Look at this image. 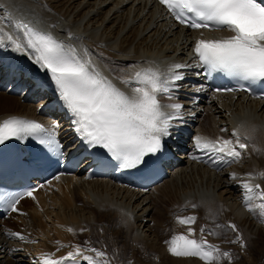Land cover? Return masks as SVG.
<instances>
[{"label": "bare ground", "instance_id": "6f19581e", "mask_svg": "<svg viewBox=\"0 0 264 264\" xmlns=\"http://www.w3.org/2000/svg\"><path fill=\"white\" fill-rule=\"evenodd\" d=\"M3 1L0 0V16L6 12L15 14L18 19L50 32L64 43L76 45L78 50L87 48L96 67L125 92H130V88L122 84L119 78L132 75L141 68L153 67L167 73L172 62L188 64L190 67L181 71L188 78H197L191 50L202 32H189L174 25L155 0ZM4 25L10 24L6 22ZM219 34L230 33L225 31ZM6 49L0 47V57L7 52ZM16 57L14 52L6 55V61L3 57L0 67L6 69V65ZM26 66L28 64H22L19 68L22 70ZM7 73L5 70L3 74L0 72V121L13 116L42 120L48 122L63 140L70 142L75 134L73 117L47 108L52 101H57L59 108L64 107L58 96L45 93L34 95L24 102L21 94H12V87L7 88ZM24 77L25 72L17 80L21 87L30 85V89L33 83L24 81ZM162 100L184 104V117L193 114V105L178 99L177 95L172 101L167 97ZM43 108L48 112H43ZM199 110L203 113L195 119L194 137L234 139L232 132L238 131L241 142L248 145L246 150H240L242 156L239 161L230 162L221 171H211L209 167L196 164L198 159L194 160L192 156L203 158L206 151L196 149L192 137L188 141L183 140L187 149L181 154L177 165H172L169 178L149 193L118 187L107 179L87 181L82 173L57 179L35 192V199L25 198L17 206L18 211L0 219V264H44L46 255L52 259L66 257L69 252L75 251V246L81 250L94 248L101 251L90 244L89 238L95 236L91 227L100 226L105 220L113 221L117 232L126 235L124 238L131 250V260H127L130 264L138 262V255L156 264H160L158 261L161 264H204L196 257H176L168 251L164 213L158 211L156 214V208L170 198L175 204L179 203L182 210L180 217L195 216L196 221L201 218L213 221L205 227L207 231L203 238L217 245L221 252L230 253V259L227 258L225 262L221 260L220 264H250L244 255L248 251H259L264 255V223L258 215L248 211L242 187L247 182L264 188V178L258 176L264 172V104L242 96L215 95ZM245 136L247 140L243 139ZM258 202L252 201L253 205ZM256 211L259 213V209ZM216 220L224 228L232 230L227 239L209 234ZM229 225H235L236 231ZM69 228L72 231H68ZM10 232H18L25 239L21 240ZM198 233L200 231H194L192 238H201V233ZM184 234H187V230ZM238 236L245 242L244 247L237 241ZM109 250L104 253L110 264L126 263V260L119 259L118 249L115 252ZM84 254L95 256L91 252ZM77 263L87 264L81 257H77Z\"/></svg>", "mask_w": 264, "mask_h": 264}, {"label": "snow or ice", "instance_id": "6c2138e0", "mask_svg": "<svg viewBox=\"0 0 264 264\" xmlns=\"http://www.w3.org/2000/svg\"><path fill=\"white\" fill-rule=\"evenodd\" d=\"M159 4L179 24L188 28L230 33L216 39H198L193 48L196 67H206L208 74L222 72L239 82H248L247 87L239 83L238 87L224 91H245L255 95L251 85L264 86V0H159ZM5 18L13 25L16 35L0 27V47L10 46L15 52L27 55L41 71L48 74L64 107L73 117L74 131L85 144L106 150L121 169H137L147 164L146 158L164 151L165 138L171 135L170 129L175 126L174 122L183 121L184 105L177 102L165 104L161 98L167 97L169 101L174 99L173 89L178 87L175 82L184 79L181 70L190 65L173 64L167 73L148 67L132 75H124L119 79L130 88V92H125L96 67L87 48L78 50L24 19L13 21L11 13L0 16V20ZM256 98L264 99V92ZM27 136L38 137L39 142L52 151L60 149L54 131L39 122L15 116L0 121V144L11 139L20 141ZM232 137L234 139L212 140L197 135L194 137V146L218 160L235 162L241 159L240 150H246L248 145L241 142L238 131H233ZM192 159L200 158L194 155ZM248 175L252 176L251 173ZM258 176L264 178V172ZM242 187L248 211L258 215L264 223V188L247 182ZM34 191L36 189L13 195L4 194L0 200L7 204L8 209L16 212L22 199H35ZM254 200L259 202L253 205ZM176 221L179 225L189 227L187 234L173 235L170 241H166L171 255L196 257L204 264H220L222 259H230V253L221 252L217 245L203 238L206 228H200V239L192 238L194 229L190 225L196 222L195 216H177ZM229 227L236 231L235 225ZM9 234L25 239L18 232ZM237 241L244 247L239 236ZM85 252L94 253L95 256L86 255ZM77 257L87 264H110L103 251L94 248L81 250L79 246L59 259L46 255L44 264H67L69 260L77 264Z\"/></svg>", "mask_w": 264, "mask_h": 264}, {"label": "rangeland", "instance_id": "374dc122", "mask_svg": "<svg viewBox=\"0 0 264 264\" xmlns=\"http://www.w3.org/2000/svg\"><path fill=\"white\" fill-rule=\"evenodd\" d=\"M168 201H165V203H164V201H162L161 204H158L157 208H156V210H157L156 214H158L160 211H162L164 213V227H166V229H167L166 234H165L166 235V241H170L173 235H177L180 233L184 234V231L187 230V228L189 227V226H185V225H179L176 221L177 216H182L181 211L177 210V206L179 205V203H176L177 204L176 205L173 198H170ZM196 206H198V205H196ZM215 218H217V217H215ZM211 222H213V221H209L205 218H201L200 220L196 221L195 226H190V227L193 228L194 231H200L201 227H204V228L208 227L209 225H211ZM214 222H215L214 223L215 225L214 224H213L214 226L212 225L213 226L212 233H213L214 237L221 236L222 239H225V238L227 239V237L231 234L232 230L229 228H226V227L224 228L223 227L224 225L219 224V222L217 220ZM196 225H198V226H196ZM91 228L94 229L95 232L96 231L97 232L95 233L93 231L95 236H93V235L90 236V238H89L90 244H92L95 247H99L100 250L103 252L109 250V248H110L109 251H111V252H115V249H118L120 251L119 259L120 260H126L125 264H130L129 262H127V260H129V261L131 260V259H129L131 256V252H130L131 250L128 248V242L124 238L126 235L122 236L117 232V229H115L113 221L105 220L100 226H94V228L93 227H91ZM99 230H100V232H98ZM148 234H150V233H148ZM198 234H200V233H198ZM122 237H123V239H122ZM198 239H200V238H198ZM166 241H165V244L168 245L166 243ZM123 243H124V245H123ZM243 243H245V242L243 241ZM101 244H102V247H101ZM121 244L123 245V249H122ZM116 247H118V248H116ZM127 249L129 252L127 251ZM249 252L250 251H248V253H245L244 255L247 258V260L249 259L248 261L250 264H264V255L261 252H259V251H256L254 253L253 252L249 253ZM172 258H174V257H172ZM241 258H243V256ZM137 259H138V262H135L136 264H156L157 263L151 259H146V258L141 259L140 255L137 256ZM152 259H154V258H152ZM226 260H227V258L222 259V261H224V262ZM157 261H158V259H157ZM240 261H238V262H240ZM158 262H160V264H161V261H158Z\"/></svg>", "mask_w": 264, "mask_h": 264}]
</instances>
